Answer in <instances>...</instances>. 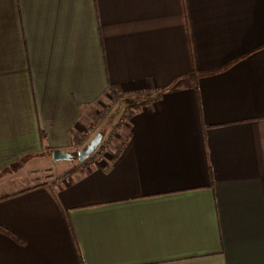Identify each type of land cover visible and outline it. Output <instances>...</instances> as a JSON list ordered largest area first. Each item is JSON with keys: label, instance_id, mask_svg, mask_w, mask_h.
Listing matches in <instances>:
<instances>
[{"label": "crops", "instance_id": "0c3cea01", "mask_svg": "<svg viewBox=\"0 0 264 264\" xmlns=\"http://www.w3.org/2000/svg\"><path fill=\"white\" fill-rule=\"evenodd\" d=\"M0 228V264H264V0H0Z\"/></svg>", "mask_w": 264, "mask_h": 264}, {"label": "rangeland", "instance_id": "374dc122", "mask_svg": "<svg viewBox=\"0 0 264 264\" xmlns=\"http://www.w3.org/2000/svg\"><path fill=\"white\" fill-rule=\"evenodd\" d=\"M119 101L120 100L117 101V99L114 98V100L107 107L99 109L97 112H95L96 116L94 118V122L89 127V129L86 131V133H84V135L82 137V143H84V144H82L81 151L86 146H88L91 143V141L100 133L103 134V139H102V142H101V144H100L98 149H103V151L105 149H107V148L110 149L109 147L111 146V144L109 142L113 141L112 139L117 138V137H118V139L121 140L120 142L122 143L123 137L126 136L125 133H127V127L123 126V124L121 123L119 125L118 129H116V128H113L111 126V123H109L110 122V116H111V110H115L114 113H113V115L114 114L115 115H114L113 119L111 120L113 126H115L119 122V120L121 118V114H118L117 110H116L117 108H120L119 107L120 106L119 105ZM130 109H128L127 113H129ZM126 118L123 121L124 123L127 122ZM77 154H78L77 151L73 152V156L75 155L77 157ZM76 157H75V159L73 161H68V163L72 164V165L77 164L78 161H77ZM95 157H96V154H94L91 157H89L88 160L90 158L92 159V158H95ZM64 163H67V162H64ZM51 164L53 165V168H57V166L59 164H62V163L52 162L51 161ZM25 165L26 164H23L24 167H25ZM49 168H51V167H49ZM19 169H20V170H18L19 178H24V177L31 178L30 176H33L32 178H37V179L39 178V181L43 182L46 177H49V176L52 177L53 176V175H51L52 174L51 172H53V170L52 171L48 170V168L45 167V161H40V162L39 161H34V163H29L27 165V167L23 168L22 170H21V167ZM76 169L77 170L83 169L82 164H79L76 167ZM16 170L17 169H12L11 174L13 175V174L17 173ZM53 174H54V172H53ZM69 176H70V172L69 173H62L58 177L59 181L55 180V182L59 183L62 180L64 182V181H66L68 179ZM15 179L16 178L11 176V177L4 178V181L6 180L7 182H11V183L13 182L14 183ZM26 185H27L26 182H24L23 184L19 183L17 187H26Z\"/></svg>", "mask_w": 264, "mask_h": 264}, {"label": "water", "instance_id": "95a60500", "mask_svg": "<svg viewBox=\"0 0 264 264\" xmlns=\"http://www.w3.org/2000/svg\"><path fill=\"white\" fill-rule=\"evenodd\" d=\"M103 139V134L100 133L98 134L92 141L91 143L86 146L82 151H80L77 154V160L80 163L85 162L89 157H91L96 150L98 149V147L100 146L101 142ZM53 161L54 162H59V161H73L75 159V157L71 154L68 153H63V152H59V151H55L52 155Z\"/></svg>", "mask_w": 264, "mask_h": 264}, {"label": "built area", "instance_id": "2783aa9c", "mask_svg": "<svg viewBox=\"0 0 264 264\" xmlns=\"http://www.w3.org/2000/svg\"><path fill=\"white\" fill-rule=\"evenodd\" d=\"M98 148H99V147H98ZM103 152H104L103 149H97L96 152H95L94 154H96V157H97V156L100 155V154L102 155ZM94 154H93V155H94ZM61 182H63V180H62Z\"/></svg>", "mask_w": 264, "mask_h": 264}, {"label": "trees", "instance_id": "16d2710c", "mask_svg": "<svg viewBox=\"0 0 264 264\" xmlns=\"http://www.w3.org/2000/svg\"><path fill=\"white\" fill-rule=\"evenodd\" d=\"M0 230H2V228H0Z\"/></svg>", "mask_w": 264, "mask_h": 264}]
</instances>
